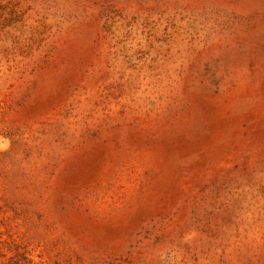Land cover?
<instances>
[{"label":"rangeland","instance_id":"1","mask_svg":"<svg viewBox=\"0 0 264 264\" xmlns=\"http://www.w3.org/2000/svg\"><path fill=\"white\" fill-rule=\"evenodd\" d=\"M0 264H264V0H0Z\"/></svg>","mask_w":264,"mask_h":264}]
</instances>
